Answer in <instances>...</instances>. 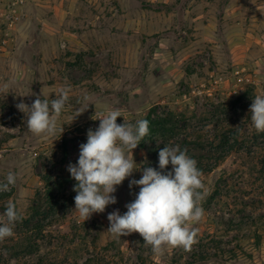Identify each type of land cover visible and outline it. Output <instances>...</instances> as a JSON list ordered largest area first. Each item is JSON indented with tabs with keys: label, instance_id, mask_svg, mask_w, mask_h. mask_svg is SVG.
<instances>
[{
	"label": "rangeland",
	"instance_id": "obj_1",
	"mask_svg": "<svg viewBox=\"0 0 264 264\" xmlns=\"http://www.w3.org/2000/svg\"><path fill=\"white\" fill-rule=\"evenodd\" d=\"M66 86L56 134L28 131L17 105L57 98ZM243 94L248 106L235 115ZM256 95L264 96V0H0V183L16 175L0 192V222L10 200L22 214L0 241V264H264L259 134L254 153L232 152L202 175L205 215L191 251L154 255L139 233L116 239L107 231L108 214L135 200L140 189L129 182L142 170L117 186V203L86 221L67 170L110 110L121 112L118 124L135 125L159 105L208 119L214 131L224 105L248 138ZM132 154L138 168L149 167L139 146Z\"/></svg>",
	"mask_w": 264,
	"mask_h": 264
},
{
	"label": "clouds",
	"instance_id": "obj_2",
	"mask_svg": "<svg viewBox=\"0 0 264 264\" xmlns=\"http://www.w3.org/2000/svg\"><path fill=\"white\" fill-rule=\"evenodd\" d=\"M70 91V86L62 87L57 98L51 100L37 96L30 107L19 103L17 108L27 117V130L36 136L55 135L57 120L70 98ZM249 112L255 130L264 133V96L256 95L252 99ZM118 117H121L119 110L102 115L98 119L99 127L95 131L89 129L87 142L80 145L77 163L68 165L67 170L76 181L74 210L82 221L94 213H103L107 206L117 203L113 195L117 186L135 170H142L140 179L129 182L130 188L139 186L135 200L125 205L127 211L122 215L119 210L108 214L107 231L116 239L139 233L154 255H162L168 247L191 251L198 243V229L194 225L205 215L201 204L205 186L197 161L186 149L164 146L158 154L160 171L153 167L138 168L132 150L149 134V122L145 119L135 125L118 124ZM169 165L171 171H167ZM15 183L16 175L9 172L6 182L0 183V192L9 191ZM4 216L6 222H0V241L12 237L15 224L22 220L21 212L11 200Z\"/></svg>",
	"mask_w": 264,
	"mask_h": 264
},
{
	"label": "trees",
	"instance_id": "obj_3",
	"mask_svg": "<svg viewBox=\"0 0 264 264\" xmlns=\"http://www.w3.org/2000/svg\"><path fill=\"white\" fill-rule=\"evenodd\" d=\"M246 94V93H245ZM245 94L233 102L232 110L235 115L244 112L248 105H244ZM234 116V115H233ZM229 110L220 105L219 112L214 116L218 119L214 131L210 130L208 119L191 117L185 112H174L159 105L153 106L145 118L149 122V134L138 145L146 152L149 167L160 171L158 163L159 151L164 146H179L197 161V167L202 174L213 172L232 152L248 151L254 153V148L262 143L259 136L264 133H254L252 137H242L241 127L236 128L230 117ZM215 122V123H214ZM195 150L197 153L193 152Z\"/></svg>",
	"mask_w": 264,
	"mask_h": 264
}]
</instances>
